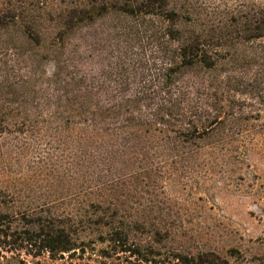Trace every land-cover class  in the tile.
Here are the masks:
<instances>
[{"label":"trees","instance_id":"trees-1","mask_svg":"<svg viewBox=\"0 0 264 264\" xmlns=\"http://www.w3.org/2000/svg\"><path fill=\"white\" fill-rule=\"evenodd\" d=\"M2 5L10 8L0 10V38L14 29L22 35L3 38L6 44L31 43L37 49L50 45L51 54L58 56L69 32L94 20L100 4L92 1L76 6L57 20L47 19L43 0H32L29 11L17 10L6 0H0ZM124 7L121 12L134 19L132 36L138 40L126 51L127 60L119 59L125 74L117 75L121 83H135L138 91L121 102L102 104L95 78L83 74L62 78L59 66L47 75L35 70L18 74L7 63L0 64V245L17 253L20 264H29L22 256L56 258L87 249L80 232L73 230L83 222L81 210L64 212L55 204L17 210L21 180L13 177L8 158L28 146L27 135L44 134L51 137L47 143L54 152L65 153L63 147H67L82 159V182L97 208L93 215L98 219V240L107 249L138 264H228L214 252L165 255L153 246L136 243L128 229L127 212L117 206V194L128 190L137 173L120 174L114 168L109 175L97 173L89 160L106 161L110 169L113 158L147 157L176 152L179 147L201 150L198 143L214 136L217 126L238 120L233 93L238 92L240 80L233 74L245 59L264 60V0L248 15H230L231 26L217 22L216 14L195 0H176L174 4L170 0H135L126 1ZM50 20L55 25L62 23V28L45 34ZM7 51L11 54L13 49ZM39 62L33 61L34 68ZM189 74L202 75L197 95L205 100L189 94L183 81ZM142 102L147 103V115L140 109ZM9 136L17 140L16 145L8 143ZM53 179L52 186L64 180L59 174ZM137 224L147 226L142 220Z\"/></svg>","mask_w":264,"mask_h":264},{"label":"rangeland","instance_id":"rangeland-1","mask_svg":"<svg viewBox=\"0 0 264 264\" xmlns=\"http://www.w3.org/2000/svg\"><path fill=\"white\" fill-rule=\"evenodd\" d=\"M6 1L13 3L17 10L33 9L32 0ZM92 1L100 4L95 19L80 24L74 33L69 32L58 56L51 54L50 45L37 49L31 43L6 44L3 38H21L20 30L14 29L0 38V53L5 54L0 64L7 63L18 74L35 70L37 74L49 75L59 66L62 78L69 74L95 78L97 94L104 105L121 102L135 94L138 86L132 82L121 83L117 75L125 74L119 59L126 61L129 46L137 45L134 41L138 39L132 36L135 30H131L135 21L121 12L126 1L135 0H43L42 7L48 14L47 19L57 20L61 14ZM195 1L216 14L215 20L224 22L225 26L232 24L230 15H248L259 2ZM175 2L170 0L171 4ZM9 8L2 5L0 10ZM47 26L49 32L46 30L45 34L61 29L62 23L55 25L50 20ZM7 48L13 52L9 54ZM154 51H157L155 46ZM35 59L40 62L34 68ZM236 72L233 75L239 78L240 85L233 97L237 101L238 120H227L217 126L214 136L198 143L201 150L179 147L176 152L147 157L113 158L110 169L106 161L90 158V165L97 173L109 175L108 171L114 169L120 174L137 173V178L129 182L128 190L117 194V206L127 212L128 229L136 243L153 246L165 255L214 252L228 264H264V60L245 59ZM200 76L189 74L183 81L194 99L205 100V96L197 95L202 82ZM211 81L208 77L209 86ZM146 106L142 102L140 109L147 115ZM26 138L28 146L8 158L13 177L21 180L17 210L51 204L64 212L81 210L83 222L73 230L80 232L87 249L72 256L44 255L37 259L22 256L21 260L29 264H138L110 251L98 240V219L93 215L97 208L88 186L82 182L83 162L79 154L67 147H63L65 153L54 152L47 143L52 139L45 134ZM7 139L9 144H17L10 136ZM54 174L64 179L62 184L52 186ZM139 220L147 226L138 225ZM6 250L0 245V264H20L17 253Z\"/></svg>","mask_w":264,"mask_h":264}]
</instances>
